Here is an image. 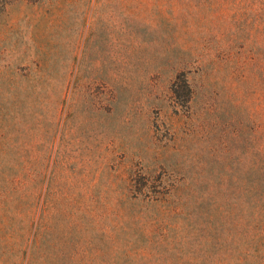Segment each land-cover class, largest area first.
<instances>
[{
	"label": "rangeland",
	"instance_id": "obj_1",
	"mask_svg": "<svg viewBox=\"0 0 264 264\" xmlns=\"http://www.w3.org/2000/svg\"><path fill=\"white\" fill-rule=\"evenodd\" d=\"M0 264H264V0H6Z\"/></svg>",
	"mask_w": 264,
	"mask_h": 264
},
{
	"label": "trees",
	"instance_id": "obj_2",
	"mask_svg": "<svg viewBox=\"0 0 264 264\" xmlns=\"http://www.w3.org/2000/svg\"><path fill=\"white\" fill-rule=\"evenodd\" d=\"M5 6H6V0H0V14Z\"/></svg>",
	"mask_w": 264,
	"mask_h": 264
}]
</instances>
